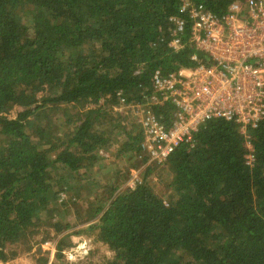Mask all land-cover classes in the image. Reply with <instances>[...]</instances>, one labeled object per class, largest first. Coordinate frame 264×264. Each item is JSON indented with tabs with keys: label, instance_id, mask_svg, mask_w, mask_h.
Wrapping results in <instances>:
<instances>
[{
	"label": "trees",
	"instance_id": "1",
	"mask_svg": "<svg viewBox=\"0 0 264 264\" xmlns=\"http://www.w3.org/2000/svg\"><path fill=\"white\" fill-rule=\"evenodd\" d=\"M189 1L219 17L242 0ZM180 2L0 0V264L15 259L18 248L27 251L38 220H49L65 204L57 170L77 175L100 160L113 142L100 127L113 125L125 139L123 151L147 161L139 125L122 126L105 104L117 105V92L144 104L156 71L166 76L210 65L190 43L187 23L181 48L168 47ZM86 46L94 50L85 52ZM43 88L52 95L40 102ZM46 104L84 109L58 137L41 124ZM151 111L168 126L171 108ZM29 118L38 122L34 134ZM247 134L251 166L239 126L223 119L206 121L191 135V146L149 163L145 176L157 170L170 194L166 203L143 180L115 196L112 177L93 212L97 222L86 228L113 253L108 264H264V120ZM66 228L53 222L51 230L57 235Z\"/></svg>",
	"mask_w": 264,
	"mask_h": 264
},
{
	"label": "built area",
	"instance_id": "2",
	"mask_svg": "<svg viewBox=\"0 0 264 264\" xmlns=\"http://www.w3.org/2000/svg\"><path fill=\"white\" fill-rule=\"evenodd\" d=\"M189 25L192 46L207 55L210 65L182 68L166 76L156 71L144 104L127 102L116 93L118 110H130L141 129L140 148L147 162H163L211 119L233 121L245 139L246 164L253 155L247 129L264 120V0L232 3L217 17L202 4L181 0L178 16L170 18L173 51ZM196 60L195 56L191 57ZM152 107L171 108L168 126L155 118Z\"/></svg>",
	"mask_w": 264,
	"mask_h": 264
},
{
	"label": "rangeland",
	"instance_id": "3",
	"mask_svg": "<svg viewBox=\"0 0 264 264\" xmlns=\"http://www.w3.org/2000/svg\"><path fill=\"white\" fill-rule=\"evenodd\" d=\"M24 21L27 22L26 18ZM93 47L86 46L85 52L93 51ZM49 89H41L37 92L38 101L50 97ZM55 106V107H54ZM105 106L113 108L111 113L120 118L121 125L135 126V121L130 110H118V105L107 102ZM41 124L46 123L53 127L52 133L60 137L68 133V121L75 118L76 113L84 109L81 104L44 106ZM18 110L15 107L7 114L8 118H14ZM28 133L34 134V128L38 122L29 118ZM137 129V128H136ZM100 132L112 134L113 142L100 152V160L95 163L90 171H81L72 174L67 171L57 170V176L63 178L65 188L63 196L65 204L58 208V212L49 220H38V232L30 237L29 248L23 251L18 248V256L7 264H108L113 260V253L105 246L93 242L86 228L97 222L98 216H93L96 207L105 200L103 191L109 185V180L116 177L117 190L115 196L132 188L138 182L144 181L165 203L169 201L170 194L167 191L164 180L159 178L157 170L145 176V169L149 165L142 163L139 155L124 152L125 139L117 128L112 125L100 127ZM4 137L0 134V147ZM61 188V186H60ZM106 208V207H105ZM105 210V209H104ZM37 222V221H36ZM67 224V228L60 234L52 232V223ZM47 234V236H46ZM61 249V253H58ZM59 254V256H58Z\"/></svg>",
	"mask_w": 264,
	"mask_h": 264
}]
</instances>
